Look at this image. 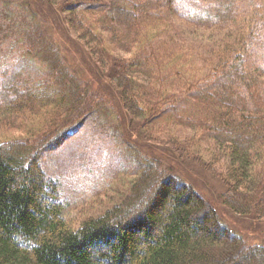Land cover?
<instances>
[{
  "label": "trees",
  "instance_id": "obj_1",
  "mask_svg": "<svg viewBox=\"0 0 264 264\" xmlns=\"http://www.w3.org/2000/svg\"><path fill=\"white\" fill-rule=\"evenodd\" d=\"M0 75V127L38 119L0 138V264H264L205 186L264 224V0H0ZM93 131L135 182L78 229L43 160Z\"/></svg>",
  "mask_w": 264,
  "mask_h": 264
},
{
  "label": "rangeland",
  "instance_id": "obj_2",
  "mask_svg": "<svg viewBox=\"0 0 264 264\" xmlns=\"http://www.w3.org/2000/svg\"><path fill=\"white\" fill-rule=\"evenodd\" d=\"M35 1L38 3V0ZM51 18V23H56ZM85 76L89 77V74ZM101 117L110 131L117 128V118L112 112ZM23 122L27 124L13 127L7 123L1 126L0 138L6 141L37 133L38 119L26 118ZM108 129L103 133L109 132ZM84 132L61 148L48 151L43 160V170L58 183L57 190L60 194L57 199L66 206L65 219L78 229L85 221L95 219L112 209L118 199L129 193L135 182L131 175L133 165L124 156H119L117 150H112L110 142L99 139L95 131L92 134ZM133 138L135 141L138 139ZM186 179L190 181L191 177L187 175ZM205 186L214 193L217 204H220L221 216L233 231L242 234L251 244L264 241V230L260 229L264 224L256 225L252 220L231 213L222 206L220 193L211 184L205 183Z\"/></svg>",
  "mask_w": 264,
  "mask_h": 264
}]
</instances>
